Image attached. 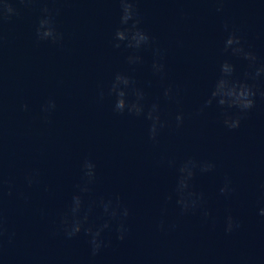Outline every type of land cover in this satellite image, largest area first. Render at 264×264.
Here are the masks:
<instances>
[{"label":"water","instance_id":"1","mask_svg":"<svg viewBox=\"0 0 264 264\" xmlns=\"http://www.w3.org/2000/svg\"><path fill=\"white\" fill-rule=\"evenodd\" d=\"M49 6L60 10L55 22L64 33L62 45L37 42L40 3L31 9L17 4L20 15L0 25V172L12 181V194L65 211L82 181V162L92 159L97 180L90 198L119 195L131 210L130 230L264 257V217L259 215L264 207V99L257 96L255 109L232 131L219 121L215 105L195 115L225 59L237 65L238 76L247 67L222 51L225 21L264 62V0H226L223 12L216 11L214 0H138L141 27L154 38L153 48L164 53L163 79L152 73L151 48L140 50L143 64L129 65L132 50L113 47L120 26L117 0H57ZM117 72L135 78L148 105L160 103L168 126L159 143L149 139L145 117L118 114L113 97L99 99L101 87L106 91ZM258 83L264 89V78ZM169 85L177 92L175 101L163 97ZM49 98L57 108L46 123L41 105ZM179 112L185 120L176 127ZM189 158L216 164L214 172H198L193 182L205 193L214 224L199 213L181 216L175 197L167 201L178 166ZM33 170L39 183L29 188L25 176ZM225 177L235 189L227 198L218 191ZM229 213L242 224L231 235L223 230ZM104 219L96 209L92 220ZM161 219L176 228L161 232Z\"/></svg>","mask_w":264,"mask_h":264},{"label":"clouds","instance_id":"2","mask_svg":"<svg viewBox=\"0 0 264 264\" xmlns=\"http://www.w3.org/2000/svg\"><path fill=\"white\" fill-rule=\"evenodd\" d=\"M57 0H0V25L11 21L21 13V8L31 9L32 5L40 3L41 16L35 30L37 42H50L53 45H62L64 33L56 27L55 18L59 15V9L50 7L49 4L56 3ZM120 6L119 27L113 34V47L131 49L132 52L127 56L129 65L144 63V57L139 54L140 50L151 48L153 52V62L151 65L152 73L163 79L166 74L164 53L160 48H153L154 38L150 33L141 27L142 17L137 8L138 0H117ZM226 0H214L217 12L224 11ZM223 30L227 33L223 41V53L230 57L246 61L247 67L242 76L237 75V65L231 59H225L220 64V75L215 81L210 95L203 105L197 110L195 115H202L206 109L215 105L219 110V121L223 127L229 131L239 129L243 121L255 109L257 96L264 99V89L259 85L261 78H264V62L255 51L246 45L243 36L238 34L227 21L223 24ZM4 37L0 32V43ZM105 96L113 97V111L118 114L128 113L137 117H145L150 121L148 129L149 139L153 143H159V135L162 129L168 126V122L163 119L161 105L158 102L148 105L147 94L142 87H139L135 78L126 72H117L114 75L107 90L101 87L99 99ZM133 97L129 99V97ZM163 97L167 101H175L177 92L173 86L169 85L163 90ZM57 104L55 99L49 98L41 105L43 120L50 123V116L55 112ZM28 104L23 105V110L28 111ZM185 120V114L179 112L175 116L176 127H181ZM170 167H176L174 160H167ZM82 181L76 186V191L72 194L67 209L62 213L61 219L55 234H63L66 239H72L80 234H84L91 249L93 257L98 256L103 249L110 247L112 241L105 236L106 231L113 229L115 222L116 239L125 241L129 234L127 220L131 215V210L123 203L122 198L116 195L114 198L99 199L90 198L93 191L92 186L97 180V165L92 159H85L81 164ZM216 169V164L208 160H197L189 158L182 162L177 168V177L173 192L167 197V201L175 203L181 216L199 213L207 222L213 220L212 211L206 207L207 201L204 192H198L194 188V180L197 173H212ZM27 187L31 188L39 183V173L33 170L25 176ZM8 189V195L13 192V184L10 179H5L0 172V253L3 251L5 238L11 243L14 233H10L7 226V219L2 206L3 190ZM264 188V185L261 186ZM219 194L223 197H230L235 191L232 180L225 177L222 186L219 187ZM24 194L21 193V196ZM96 209L102 210L103 223H96L92 220ZM166 211V209H165ZM259 215L264 217V207L259 209ZM161 232L170 231L176 228V224H167L161 219L159 225ZM242 227L240 220L227 214L223 221V230L231 235Z\"/></svg>","mask_w":264,"mask_h":264}]
</instances>
